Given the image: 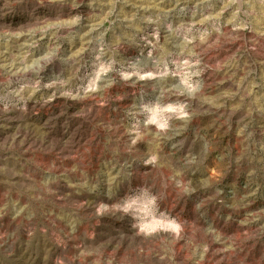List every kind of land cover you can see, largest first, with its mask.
<instances>
[{
	"label": "rangeland",
	"instance_id": "374dc122",
	"mask_svg": "<svg viewBox=\"0 0 264 264\" xmlns=\"http://www.w3.org/2000/svg\"><path fill=\"white\" fill-rule=\"evenodd\" d=\"M0 264H264V0H0Z\"/></svg>",
	"mask_w": 264,
	"mask_h": 264
},
{
	"label": "clouds",
	"instance_id": "9594fccd",
	"mask_svg": "<svg viewBox=\"0 0 264 264\" xmlns=\"http://www.w3.org/2000/svg\"><path fill=\"white\" fill-rule=\"evenodd\" d=\"M132 205H129L128 208L131 209Z\"/></svg>",
	"mask_w": 264,
	"mask_h": 264
}]
</instances>
